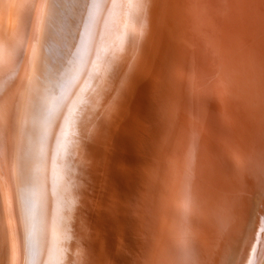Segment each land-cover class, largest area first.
Masks as SVG:
<instances>
[{"label": "bare ground", "instance_id": "bare-ground-1", "mask_svg": "<svg viewBox=\"0 0 264 264\" xmlns=\"http://www.w3.org/2000/svg\"><path fill=\"white\" fill-rule=\"evenodd\" d=\"M262 31L264 0H0V264H263Z\"/></svg>", "mask_w": 264, "mask_h": 264}, {"label": "snow or ice", "instance_id": "snow-or-ice-1", "mask_svg": "<svg viewBox=\"0 0 264 264\" xmlns=\"http://www.w3.org/2000/svg\"><path fill=\"white\" fill-rule=\"evenodd\" d=\"M261 40H262L261 92H262V96H264V31H262ZM6 155H7V140H5V156ZM247 167L256 168V165L252 164L250 161L247 162L242 161L238 156L233 157L230 166V176H229L230 190L220 195L218 200V208L220 209L221 214H226L230 205L239 195L242 184L241 172L243 169ZM258 178L261 182L262 190H264V152H262L261 154ZM194 217H195V212H193V220L189 229V243H190V248L193 251H198L199 234ZM197 264H199V262H197Z\"/></svg>", "mask_w": 264, "mask_h": 264}, {"label": "rangeland", "instance_id": "rangeland-1", "mask_svg": "<svg viewBox=\"0 0 264 264\" xmlns=\"http://www.w3.org/2000/svg\"><path fill=\"white\" fill-rule=\"evenodd\" d=\"M239 15H241V13H239ZM222 17H224V18H225L226 16H225V15H223ZM242 23H243V22H242ZM241 25H243V24H241ZM241 27H242V26H241ZM183 75H184V74H183ZM184 77H185V75H184ZM207 92L209 93V92H210V90H208ZM211 94H212V93L210 92V94H209V95H211ZM186 126H187V124H186ZM182 147H185V146H184V145H182ZM182 147H181V148H182ZM176 150H180V149H176ZM182 150H184V149L182 148ZM178 162H179V161H177V164H176V162H175V163H174V162H172V166H173V165H178ZM169 198L171 199V196H169ZM174 198H176V197H174ZM174 198H173V196H172V199H174ZM166 208H167L168 210H170V209H171V208H170V207H168V206H167ZM175 209H176L177 211L179 210V209H177V208H173L172 210H175ZM176 210H175V211H176ZM157 241H158V243H159V242L161 243V241H159V240H157ZM263 264H264V261H263Z\"/></svg>", "mask_w": 264, "mask_h": 264}]
</instances>
